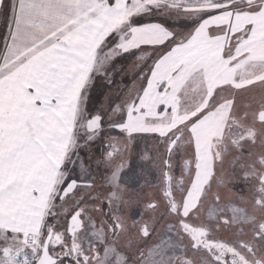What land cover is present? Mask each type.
Here are the masks:
<instances>
[{
  "label": "snow or ice",
  "instance_id": "snow-or-ice-1",
  "mask_svg": "<svg viewBox=\"0 0 264 264\" xmlns=\"http://www.w3.org/2000/svg\"><path fill=\"white\" fill-rule=\"evenodd\" d=\"M0 18V264H264V0H0ZM121 60L140 87L98 112ZM142 136L163 211L128 224L114 157ZM97 143L104 191L80 159ZM228 159L251 210L222 202Z\"/></svg>",
  "mask_w": 264,
  "mask_h": 264
},
{
  "label": "rangeland",
  "instance_id": "rangeland-1",
  "mask_svg": "<svg viewBox=\"0 0 264 264\" xmlns=\"http://www.w3.org/2000/svg\"><path fill=\"white\" fill-rule=\"evenodd\" d=\"M179 24V22H177ZM1 44L0 50H2V41L6 36V19H4L1 27ZM178 30H185L180 29ZM134 68L132 63L127 60H121L115 71L111 74L109 80L106 82L103 79H98L94 89L91 93V106L98 112H106L111 103L118 100L127 99L126 89L130 87L139 88L141 81L133 80ZM113 135L111 130L106 129L104 144L109 143V138ZM116 144V141H111ZM125 141L123 138H119L117 148L123 151ZM105 154V147L97 143L94 146L83 148L80 159L82 163H85L92 175L95 178L97 188H101L104 185V177L106 169L100 165V160ZM148 157V158H146ZM163 150L157 145L155 139L149 136L137 137L132 143L127 144L126 152H123L121 156L119 152L114 157L116 163H125L126 167L122 173L123 182L127 188V195L131 196V202L122 206L123 219L128 224H132L134 221H150L155 218L160 221V212L163 208L153 213L148 208V203L151 201H159L162 195L161 189L163 187L162 178V163L164 159ZM173 166L176 165V158L173 157ZM225 176L226 180L231 186V196L225 195V200L222 202H228L229 199L233 203H237L238 207L248 208L251 210V198L252 192L249 189L248 183L243 179L239 167L233 169L231 167L230 159L225 160L223 168L220 169ZM106 189L101 188V191ZM217 190L214 186V191ZM222 195L228 192L225 188L218 189ZM243 197V199H241ZM211 197L206 204V211H210ZM205 219V215L201 216V220ZM168 220H164L159 223L157 231L153 236L150 243H156L162 238H167L170 233L167 231ZM180 251L177 250V255ZM190 255V253H189Z\"/></svg>",
  "mask_w": 264,
  "mask_h": 264
},
{
  "label": "trees",
  "instance_id": "trees-1",
  "mask_svg": "<svg viewBox=\"0 0 264 264\" xmlns=\"http://www.w3.org/2000/svg\"><path fill=\"white\" fill-rule=\"evenodd\" d=\"M3 21H4V19L3 18H1L0 19V32H1V27H2V23H3ZM1 35V34H0ZM0 44H1V36H0Z\"/></svg>",
  "mask_w": 264,
  "mask_h": 264
},
{
  "label": "water",
  "instance_id": "water-1",
  "mask_svg": "<svg viewBox=\"0 0 264 264\" xmlns=\"http://www.w3.org/2000/svg\"><path fill=\"white\" fill-rule=\"evenodd\" d=\"M1 19V18H0Z\"/></svg>",
  "mask_w": 264,
  "mask_h": 264
}]
</instances>
